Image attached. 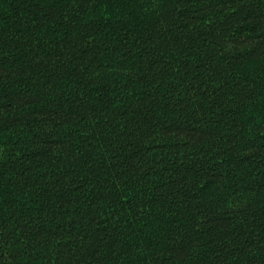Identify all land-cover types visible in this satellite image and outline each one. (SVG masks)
<instances>
[{
	"label": "trees",
	"instance_id": "16d2710c",
	"mask_svg": "<svg viewBox=\"0 0 264 264\" xmlns=\"http://www.w3.org/2000/svg\"><path fill=\"white\" fill-rule=\"evenodd\" d=\"M0 264H264V0H0Z\"/></svg>",
	"mask_w": 264,
	"mask_h": 264
}]
</instances>
